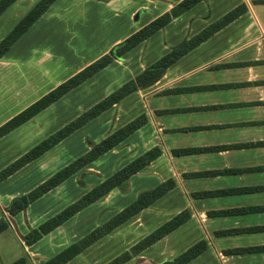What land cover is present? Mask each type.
Wrapping results in <instances>:
<instances>
[{"label":"crops","instance_id":"1","mask_svg":"<svg viewBox=\"0 0 264 264\" xmlns=\"http://www.w3.org/2000/svg\"><path fill=\"white\" fill-rule=\"evenodd\" d=\"M69 1L55 0L23 35L36 26L54 22V18L60 19L64 30L74 24L71 29L77 43L86 47L85 52L79 54L80 58H86L83 67L180 0H74L71 5ZM83 2H91L90 5L99 11L100 20L93 28L86 22L80 26L81 14L85 19H94L83 10L86 6H80ZM74 4L78 8L76 11L72 9ZM239 5H245L243 12L179 56L154 83L131 92L113 105L124 100L126 104L115 116L117 122L112 130L139 114L147 117L142 126L126 137L128 156L119 167L154 145L160 147L161 153L131 175L128 190L115 187L71 217L82 214L91 205L98 210L104 208V213L117 197L134 199L139 191L168 179L174 182L172 188L135 215L141 227L147 222V229L151 231L154 219L159 220L157 227L181 210L187 209L190 213L185 222L150 245L158 244L160 258L146 257L148 246L140 254L146 258L144 262L135 264H159L165 259H174L201 239L206 241V248L185 264H264V0H200L129 50L126 54L131 56L130 63L125 73L138 66L136 71L128 72L130 75L126 79L135 76L173 46L198 34ZM141 9L145 15L151 11L152 14L134 23L133 13L137 11L138 15ZM143 14L137 17L140 19ZM152 44L157 45L154 52L150 49ZM22 108L2 119L0 124ZM14 130L16 128L9 133ZM98 140L91 141L83 152ZM112 172L90 184L82 182L80 195ZM55 188L37 199L49 198ZM28 190L10 192L6 200L0 192V218L4 217L8 223L0 232V242L6 240L4 234L12 240L15 234L21 243L20 253L26 258L24 264H37V259L41 264L71 243L62 246V240L67 237L65 223L71 217L36 242L26 244L22 236L42 221L40 215L32 209V203L17 214L9 213L5 207L13 196ZM131 192L132 196L128 195ZM116 207L119 210L124 204ZM120 226L122 224L118 228ZM16 227L22 230L21 235L16 234ZM114 230L105 236L115 237ZM47 236L49 245L42 243ZM128 236L129 233L123 240ZM102 238L92 244H103L105 238ZM58 245L62 248L55 250ZM86 248L75 256L84 254ZM74 257L63 264H71ZM93 261L97 259L93 257Z\"/></svg>","mask_w":264,"mask_h":264},{"label":"rangeland","instance_id":"2","mask_svg":"<svg viewBox=\"0 0 264 264\" xmlns=\"http://www.w3.org/2000/svg\"><path fill=\"white\" fill-rule=\"evenodd\" d=\"M24 1L25 0H16L0 15V39L36 2V0ZM71 3H75V1L70 0L69 4L71 5ZM90 3L91 2H83L80 6H86L83 10L94 19H85L81 14L78 20L80 26H84L86 22L87 26L93 28V24L99 22L100 18L97 17L99 11L95 10L93 7L94 5H90ZM20 7L21 10H19ZM72 9H74V11L78 9L76 4L73 5ZM124 10L127 13L129 12L128 8H124ZM142 12L143 10L141 9L137 16L143 14ZM136 13L137 11L132 15L134 23L145 20L148 14H152V11L146 13V15L143 14L140 19L137 16L134 17ZM56 16L58 17V15ZM54 19V22L49 21V23H47L48 25L34 27L25 34V36L22 34L23 37H21L17 43L15 41L10 49L1 57L0 121L33 101L43 92H46L54 85L60 83V81H63L62 79L71 72L82 67V62L86 60V58L79 57V54L85 52L84 49L86 47H84L85 45L83 46L82 43H77L76 34L71 29L74 24H71V28H66V30H64L65 25L59 22L60 19ZM150 49H152V52L156 51L157 45L152 44ZM139 53L140 51L138 50L137 54ZM134 55L136 56L135 53ZM129 57L131 56L128 53L122 57L121 61L111 62L106 68H102L81 84L69 90L62 97L39 111L32 118L17 126L16 130L2 138L0 140V169L127 80V76L130 75L128 72L133 69L125 73L127 71V63H130L128 61ZM138 68V66L134 67L133 72ZM124 105H126L125 100L116 106H111V109L108 108L109 110H105L103 114L101 113V115L94 118V120H90V122L79 127L68 135L67 138L65 137L35 159L23 165L16 173L1 180L0 192H2V194L4 193L3 199L6 200L8 198L7 194L10 192H21L31 189L52 172L81 154L91 141L104 137L114 128V124L117 122L115 116L118 111L125 109ZM114 111L115 113H113ZM121 116L123 121L126 120L124 119V114ZM128 144L129 140L127 141L125 138L117 146L110 149V152L103 156L101 155L102 157L98 160L96 159L85 166L87 170H84V168L82 169V171L88 172L84 174L82 171L74 173L65 182L60 183L59 186L57 185V188L54 187V193L48 196L49 198H41V200L36 199L31 202L33 206L32 209H34L36 214L40 215V220L47 218L58 209L70 203L74 197L78 198L81 196L83 194L80 195L82 182L90 184L97 181L98 178L109 174L123 164L128 156L126 150V145ZM85 174L89 175L84 176ZM132 193L133 192L128 195L132 196ZM128 200L129 199L126 200L124 196L117 197V199L114 200L116 203L113 202V206L104 211V213H102L104 208L98 210L96 206L91 205L85 208L82 214L71 217L65 223L67 237H64L65 239L62 240V246L64 247L66 244L72 243L86 235L93 228L115 214L119 208L116 206L120 204H124L125 206L133 199L131 197V199ZM136 219L137 216L126 221L119 228H115V232L113 233L115 237L108 238L104 235L105 237L103 236V238H105V241L103 244L100 242L103 239L101 237L102 239L99 241L100 244L95 243L87 247L83 251L84 254H79L73 258V261L71 260V264H75L79 261L81 264H104L113 258L114 255L116 256L124 251L123 249L129 242L135 243L150 231L147 229L149 226L147 222L141 227L139 223L140 220ZM99 220L100 222H98ZM96 222L98 223L95 224ZM158 222V219H154L151 223L153 226L151 225L152 227L150 229L155 228ZM3 233L1 235H3ZM21 233L22 230L20 231V229L16 227V234L21 235ZM128 233L129 236L127 239L123 240V236ZM3 237H5L6 240H1L0 242V264H9L19 256H23V254L20 253L21 243L15 234L13 240L9 239L5 234ZM42 243L49 245V236L45 237ZM59 246L60 245L55 246V250L62 248H59ZM50 251H52V249ZM145 251L146 253L144 254L146 257H148V255H153L156 258L161 257L159 256L161 253L158 244L150 246ZM142 252H144V250L134 255L133 258H130L127 264H135L140 261L144 262L146 258L140 256ZM93 257L97 259L96 262L93 261ZM36 262L40 264L39 259H37ZM67 264L70 263L68 262Z\"/></svg>","mask_w":264,"mask_h":264},{"label":"trees","instance_id":"3","mask_svg":"<svg viewBox=\"0 0 264 264\" xmlns=\"http://www.w3.org/2000/svg\"><path fill=\"white\" fill-rule=\"evenodd\" d=\"M16 0H0V15ZM55 0H36V2L19 18L16 24L0 39V58L10 49L13 43L26 32V30L38 19ZM200 0H180L174 3L168 10L157 15L149 22L131 32L125 38L114 44L108 51L95 58L81 69L55 85L53 88L42 94L40 97L26 105L24 108L13 114L0 124V138L11 130L32 118L39 111L49 106L51 103L62 97L72 88L78 86L87 78L106 67L115 59L122 58L129 50L140 42L151 36L158 29L164 27L174 17L178 16ZM245 10V5H239L225 13L218 20L209 24L198 34L173 46L168 52L161 55L154 62L147 65L135 76L127 79L114 90L97 100L95 103L84 109L70 121L57 128L46 137L32 145L13 161L0 169V181L17 171L23 165L32 161L62 139L70 135L73 131L83 126L102 112L119 102L126 95L140 88L147 87L154 83L179 56L187 52L193 46L204 40L221 26L225 25L238 14ZM147 120L145 114H139L125 124L107 133L98 141L92 142L90 147L64 164L49 176L39 182L26 192L13 196L6 209L11 214H17L24 210L31 202L53 189L65 179L78 171H82L85 166L98 159L101 155L121 143L128 135L142 126ZM180 150V149H179ZM161 153L158 145H154L133 159L117 168L110 175L100 182L92 185L81 196L71 201L54 214L42 220L38 225L31 227L25 234L23 240L26 244H32L40 239L44 234L50 232L65 220L88 204L104 197L110 190L118 187L122 191L129 188V179L151 160ZM86 172V171H82ZM174 182L168 179L154 187L145 188L139 191L136 197L127 205L119 209L115 214L103 223L99 224L86 235L68 244L57 253L41 262V264H63L72 257L80 253L84 248L92 244L95 240L113 231L116 227L130 220L143 208L152 204L155 200L167 192ZM190 216L187 209L177 212L175 215L165 220L157 227L149 231L133 243L128 249L117 254L104 264H123L140 251L144 250L158 239L162 238L180 224L185 222ZM8 223L4 217L0 218V232L7 227ZM206 241L201 239L174 257L176 264H185L206 248ZM25 256H19L9 264H24Z\"/></svg>","mask_w":264,"mask_h":264},{"label":"water","instance_id":"4","mask_svg":"<svg viewBox=\"0 0 264 264\" xmlns=\"http://www.w3.org/2000/svg\"><path fill=\"white\" fill-rule=\"evenodd\" d=\"M137 16V14L135 15V17ZM6 209V207H5ZM7 210V209H6ZM159 264H176V262L174 261V259H165L163 260L161 263Z\"/></svg>","mask_w":264,"mask_h":264}]
</instances>
